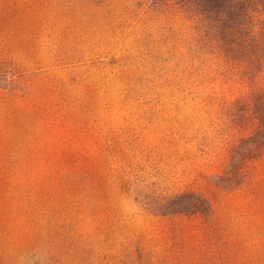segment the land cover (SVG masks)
Returning a JSON list of instances; mask_svg holds the SVG:
<instances>
[{
    "label": "rangeland",
    "instance_id": "rangeland-1",
    "mask_svg": "<svg viewBox=\"0 0 264 264\" xmlns=\"http://www.w3.org/2000/svg\"><path fill=\"white\" fill-rule=\"evenodd\" d=\"M170 26L147 0H0V264H264V147L222 173ZM186 191L203 212L163 206Z\"/></svg>",
    "mask_w": 264,
    "mask_h": 264
},
{
    "label": "trees",
    "instance_id": "trees-1",
    "mask_svg": "<svg viewBox=\"0 0 264 264\" xmlns=\"http://www.w3.org/2000/svg\"><path fill=\"white\" fill-rule=\"evenodd\" d=\"M147 3L170 22L162 34L171 42L164 54L173 49L170 61L178 63L177 78L187 86L182 91L191 103L219 110L213 117L228 142L222 173L244 175L264 147V0ZM163 202L171 213H200L208 203L190 191Z\"/></svg>",
    "mask_w": 264,
    "mask_h": 264
}]
</instances>
